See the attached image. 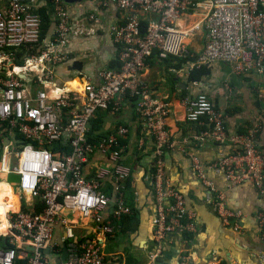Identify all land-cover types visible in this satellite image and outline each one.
Instances as JSON below:
<instances>
[{"label": "built area", "instance_id": "1", "mask_svg": "<svg viewBox=\"0 0 264 264\" xmlns=\"http://www.w3.org/2000/svg\"><path fill=\"white\" fill-rule=\"evenodd\" d=\"M106 1L122 12H132L124 23L109 27L119 47L120 65L100 71L99 83H86L79 99L69 92L49 96L48 86H56L57 69L70 60L71 38L76 34L65 1L51 0L55 29L42 39L39 0H0V124L7 123L27 141L22 147L15 146L16 141L5 145L0 141V174L6 178L18 174L20 181L13 185L33 203L25 211L22 207L21 212H7L8 231L0 237L9 239L12 248L0 249V264H15L19 259L28 264H104L106 257L97 241H79L70 227L66 231V259L61 261L59 256L57 262H52L46 251H54V229L65 223L67 214L91 221L105 237L112 234L111 221L104 219L111 200L101 183L108 175L115 195L112 220L120 221L132 214L124 199L129 171L120 164L125 152L121 140L128 130L119 128L98 143H91L89 137L96 114L111 108L121 111L129 95L136 98L139 118L153 142L154 219L147 264H158L171 238L189 236V241L197 233L198 222L196 212L185 206L182 194L165 175L164 155L171 146L167 129L170 106L142 78L148 59L154 55L160 59L175 56L190 59L189 68L223 63L237 75L252 71L264 75V0ZM191 14L198 19L182 27L181 17ZM199 31L205 33L204 46L193 52L188 39ZM36 46L41 47L40 53L25 56L22 66L14 63L16 52ZM182 105L185 121L199 126L198 131L182 140V145L231 144L232 152L216 160L212 169L222 173L230 185L252 183L264 198V149L257 145L260 123L246 134H230L226 118L207 95L184 99ZM55 144L61 148L53 150ZM96 155L106 158L112 170L87 180L85 165ZM190 158L222 225L240 232L242 212L228 207L224 193L209 178L197 156ZM36 202L43 206L41 213L35 212ZM258 225L264 242V211L258 215ZM24 248L30 253L21 257L18 252H27Z\"/></svg>", "mask_w": 264, "mask_h": 264}, {"label": "crops", "instance_id": "2", "mask_svg": "<svg viewBox=\"0 0 264 264\" xmlns=\"http://www.w3.org/2000/svg\"><path fill=\"white\" fill-rule=\"evenodd\" d=\"M39 1L40 11H45L52 17L51 0ZM67 8L73 18L72 26L76 34L71 38L70 60L57 69L56 86H48L49 96L53 98L63 92H69L82 99L86 83L97 85L100 71L119 67V47L113 42L109 27L124 23L132 12H122L106 0H83L80 4L67 5ZM89 16L94 19H89ZM197 19L196 14L183 15L179 24L185 28ZM54 29L53 21L50 33H53ZM204 42V31H199L188 39L193 52L201 51ZM76 61L83 65L82 76L72 69ZM207 67L209 73L205 77L197 82H189L188 72L191 68L188 63L179 69L173 61L154 55L148 59L142 73L143 80L170 106L167 129L171 146L164 155L165 175L170 184L182 194L185 206L196 212L198 222L197 233L190 237L189 241L182 236L171 238L158 264H264V242L260 238L258 225V215L264 211V198L252 183L230 185L222 173L212 169L216 160L232 152L231 144L205 142L182 145L185 137L199 129V126L185 121L182 102L184 99L205 94L226 118L230 134H246L259 122L261 132L257 145L264 149V75L255 71L237 75L228 64L223 63ZM119 128L128 130L126 138L121 140L125 152L120 164L129 171L124 199L132 210L131 215H136V230L132 227V231L120 234V229L116 228L109 237H105L96 230L91 221L82 220L78 214H67L64 217L65 223H59L54 229L56 247L54 251L46 254L50 261L57 262L58 257L63 256L67 243L66 231L70 227L79 241H97L106 257L104 264H147L154 219L151 188L153 142L139 118L137 100L130 95L124 100L121 111L112 108L99 111L91 122L89 135L98 143L108 139ZM16 136L17 132L14 131L3 135L2 145L17 141ZM190 155L197 156L209 178L224 193L228 207L242 212L240 232L222 225L209 201V191L192 169ZM111 170L112 164L106 158L96 155L85 165L84 175L87 180H91L98 176L99 172L109 173ZM101 183L102 191L111 200V206L104 213V219L110 220L115 199L110 175L103 178ZM18 191L16 186L8 183L7 178L0 174L1 231L7 228V212L10 209L16 213L21 212L22 207H32L31 199L26 203L25 196L20 193L19 209H14ZM11 195L12 205L9 203ZM7 231L8 229L2 235H6ZM26 251L18 253L22 257L30 253Z\"/></svg>", "mask_w": 264, "mask_h": 264}, {"label": "trees", "instance_id": "3", "mask_svg": "<svg viewBox=\"0 0 264 264\" xmlns=\"http://www.w3.org/2000/svg\"><path fill=\"white\" fill-rule=\"evenodd\" d=\"M42 18V39H46L49 34H50V29L51 26L53 24V19L52 17L49 15V13L45 12V11H40L39 12ZM142 25L144 26V28L147 26V20H143L142 21ZM41 47L40 46H36L30 50L23 48L21 51L16 52V58L14 59V63L16 65L22 66L25 63V56L27 55H31V54H38L41 52ZM167 61H173L176 65V68H181L182 66H184L185 64L188 63V61H190V59L188 58H177L175 56H170L167 59H165ZM209 73V68L207 67V65H201L199 67H193L189 70L188 72V81L189 82H197L199 80H201L202 77H205L207 74ZM4 131V133H2ZM12 130L9 128V125L7 123H1L0 124V141H1V133L2 135L6 136L8 135V133H10ZM90 137V142L91 143H95L92 139L91 136ZM17 141L15 146H23L27 143V141L23 138V136H21L20 134L17 133ZM53 150H57L60 149L61 147L58 144H55L52 146ZM15 150H17V148H15ZM66 152H70L69 148H65ZM2 154V145L0 142V157ZM127 182L125 184V189L127 186ZM12 198V195H11ZM19 201L20 200H16L15 204H14V209H19ZM127 207L130 208V206L127 204V201L125 200ZM11 205L13 204V198L11 199V201L9 202ZM25 211V207L23 208ZM131 209V208H130ZM43 211V206L39 203L36 202L35 205V212L36 213H41ZM132 212V210H131ZM135 217L136 215H130V216H125L123 217L120 221H114L112 219H110L111 221V228L112 230H115L116 228L120 229V234L127 232L128 230L130 231L133 227V229L136 230L138 223L134 222L135 221ZM1 228V227H0ZM7 230L4 229L3 231L0 230V235H2L5 231ZM132 231V230H131ZM187 238L189 236H186ZM12 247L9 244V239L4 238V237H0V249L1 250H9ZM15 264H28L27 260L24 259H19L15 261Z\"/></svg>", "mask_w": 264, "mask_h": 264}, {"label": "water", "instance_id": "4", "mask_svg": "<svg viewBox=\"0 0 264 264\" xmlns=\"http://www.w3.org/2000/svg\"><path fill=\"white\" fill-rule=\"evenodd\" d=\"M64 1H65V3H66L67 5L80 4L81 2H83V0H64ZM82 66H83V65H82L81 62L76 61V62H74L72 69H73L74 71H77L78 73H80L79 76H82V74H81ZM7 181H8V183H10V184H17V183L20 181V176H19L18 174H14V173L9 174V175L7 176ZM32 251H33V250H32ZM48 253H49V251H46V254H48ZM66 257H67V250H66V248H65V249L63 250V256H62V258H61V261H64V260L66 259Z\"/></svg>", "mask_w": 264, "mask_h": 264}, {"label": "bare ground", "instance_id": "5", "mask_svg": "<svg viewBox=\"0 0 264 264\" xmlns=\"http://www.w3.org/2000/svg\"><path fill=\"white\" fill-rule=\"evenodd\" d=\"M80 90H81V89H80ZM19 196H20V191H18V194H17V196H16V200H20ZM6 222H7V221H6ZM7 229H8V223H7Z\"/></svg>", "mask_w": 264, "mask_h": 264}, {"label": "rangeland", "instance_id": "6", "mask_svg": "<svg viewBox=\"0 0 264 264\" xmlns=\"http://www.w3.org/2000/svg\"><path fill=\"white\" fill-rule=\"evenodd\" d=\"M25 202L27 203V201L29 200V198H28V196H25ZM1 237H3V236H1Z\"/></svg>", "mask_w": 264, "mask_h": 264}]
</instances>
